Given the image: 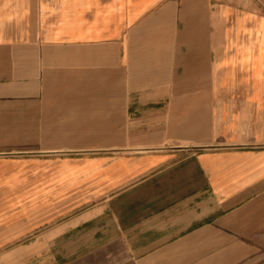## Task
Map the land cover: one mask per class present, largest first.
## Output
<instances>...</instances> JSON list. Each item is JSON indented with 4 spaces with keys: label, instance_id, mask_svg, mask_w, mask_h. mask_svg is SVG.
<instances>
[{
    "label": "crops",
    "instance_id": "1",
    "mask_svg": "<svg viewBox=\"0 0 264 264\" xmlns=\"http://www.w3.org/2000/svg\"><path fill=\"white\" fill-rule=\"evenodd\" d=\"M0 114L70 157L36 166L56 202L2 220L0 251L25 256L0 264H264L250 5L0 0Z\"/></svg>",
    "mask_w": 264,
    "mask_h": 264
},
{
    "label": "rangeland",
    "instance_id": "2",
    "mask_svg": "<svg viewBox=\"0 0 264 264\" xmlns=\"http://www.w3.org/2000/svg\"><path fill=\"white\" fill-rule=\"evenodd\" d=\"M216 2H234L241 7L250 5L259 14L264 15V0H213V3ZM17 121V117L0 114V224L4 218H12L21 211L34 214L35 209L42 208L43 212H49L52 203L56 202L54 189L50 183L37 177L35 168L70 158L53 155L55 151H69L67 148L52 150L49 148L50 141L35 139L40 135L33 132L38 130L39 126L25 127L13 123ZM91 144L83 148H98L97 143ZM23 179L27 181L21 185L20 181ZM40 203L42 205H38ZM24 256L25 254L18 252L3 254L0 251V263L2 260L19 261L24 259Z\"/></svg>",
    "mask_w": 264,
    "mask_h": 264
}]
</instances>
